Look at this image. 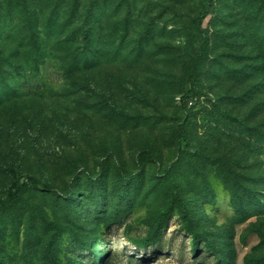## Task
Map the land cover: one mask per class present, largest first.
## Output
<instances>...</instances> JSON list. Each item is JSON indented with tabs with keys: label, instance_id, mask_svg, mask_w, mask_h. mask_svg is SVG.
<instances>
[{
	"label": "rangeland",
	"instance_id": "1",
	"mask_svg": "<svg viewBox=\"0 0 264 264\" xmlns=\"http://www.w3.org/2000/svg\"><path fill=\"white\" fill-rule=\"evenodd\" d=\"M69 3L0 0L2 68L16 52L29 76L8 90L0 78V95L30 93L0 104V199L11 162L51 187L0 209V264H50L45 222L60 228L62 263L91 264L101 251L100 264H259L264 0H213L186 109L200 46L190 21L203 0H101L88 21L100 23L103 63L78 87L48 53L35 76L28 64L29 26ZM190 231L202 236L197 253Z\"/></svg>",
	"mask_w": 264,
	"mask_h": 264
},
{
	"label": "trees",
	"instance_id": "2",
	"mask_svg": "<svg viewBox=\"0 0 264 264\" xmlns=\"http://www.w3.org/2000/svg\"><path fill=\"white\" fill-rule=\"evenodd\" d=\"M88 3L85 8H82L83 0H70V3L64 8L65 15L60 18H53L50 21L42 22L40 25L29 26V41L30 47L27 51L29 53V65H35L34 70L30 72L31 76L39 73L40 64L44 61L45 55L48 53L51 58L56 60L59 69L63 71L64 77L73 79V85L77 86L79 81L85 79L88 72L97 71L102 65V57L100 46L102 39L100 37V23L96 24L89 22L92 14L101 7V0H87ZM204 7L200 13L195 16L190 24L196 30L200 37V46L198 49L197 57L192 65L191 74V89L187 91L181 98L182 109H186V102L194 96L195 90V77L200 67V60L203 58L209 46L208 33L203 29L202 25L204 20L213 12V0H203ZM53 38V39H52ZM48 47V52H47ZM58 53L55 57V53ZM55 57V58H54ZM17 60L18 63L15 61ZM20 59L16 52H13L7 60L8 67L11 70L2 68L0 62V78L5 81V89L8 90L12 82L17 81L18 86L23 85L24 81H29L27 76V69L22 68ZM8 71L10 79H4L5 72ZM78 81V82H77ZM43 84L42 87H44ZM78 87V86H77ZM17 88V87H16ZM15 88V89H16ZM37 87L30 90L33 94H38L42 89ZM2 87H0V91ZM27 90L21 91L20 88L16 89L13 93L8 92L0 95V104L8 102L10 99H17V96L22 94H30ZM12 97H9V95ZM42 94V93H41ZM16 96V97H15ZM6 173L11 179L10 193L5 199H0V209H9L18 204L23 193L30 188L40 187L43 190H51V187L37 179L35 176L25 173L20 164L11 162L6 168ZM45 228L51 231L49 236V244L46 252V257L50 259V264H83V261H65L57 259L55 237L59 234L60 228L56 224L45 222ZM192 241L194 243V251H199V244L202 236L190 231ZM154 236H149L139 244L141 247H148L153 243ZM208 248H211L210 246ZM91 264H100L102 252L98 251L91 254ZM259 264H264V257L260 260Z\"/></svg>",
	"mask_w": 264,
	"mask_h": 264
}]
</instances>
